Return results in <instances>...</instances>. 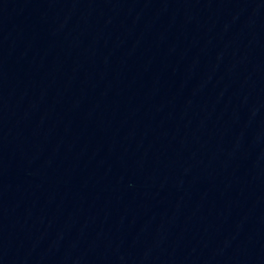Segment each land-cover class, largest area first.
Masks as SVG:
<instances>
[{
  "label": "water",
  "instance_id": "1",
  "mask_svg": "<svg viewBox=\"0 0 264 264\" xmlns=\"http://www.w3.org/2000/svg\"><path fill=\"white\" fill-rule=\"evenodd\" d=\"M0 264H264V0H0Z\"/></svg>",
  "mask_w": 264,
  "mask_h": 264
}]
</instances>
